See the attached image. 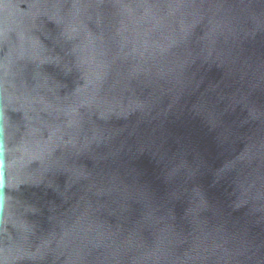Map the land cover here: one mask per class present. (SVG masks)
Listing matches in <instances>:
<instances>
[{
	"label": "water",
	"instance_id": "1",
	"mask_svg": "<svg viewBox=\"0 0 264 264\" xmlns=\"http://www.w3.org/2000/svg\"><path fill=\"white\" fill-rule=\"evenodd\" d=\"M0 264H264V0H0Z\"/></svg>",
	"mask_w": 264,
	"mask_h": 264
}]
</instances>
